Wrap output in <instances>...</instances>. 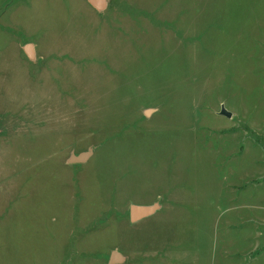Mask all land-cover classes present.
Instances as JSON below:
<instances>
[{
    "label": "rangeland",
    "instance_id": "obj_1",
    "mask_svg": "<svg viewBox=\"0 0 264 264\" xmlns=\"http://www.w3.org/2000/svg\"><path fill=\"white\" fill-rule=\"evenodd\" d=\"M105 1L0 0V264H264V0Z\"/></svg>",
    "mask_w": 264,
    "mask_h": 264
},
{
    "label": "water",
    "instance_id": "obj_2",
    "mask_svg": "<svg viewBox=\"0 0 264 264\" xmlns=\"http://www.w3.org/2000/svg\"><path fill=\"white\" fill-rule=\"evenodd\" d=\"M89 2L96 7L99 11L104 9L106 6L105 0H89ZM29 49V46L26 48ZM151 111H147L146 115H148ZM220 116H224L228 119L232 117V114L228 112L224 105L220 107ZM94 151V148H88L85 152H81L79 154L71 153L68 163L69 164H83L89 160V158L92 156ZM159 209L158 204H154L152 206H134L132 205L129 209V216L132 222L139 221L143 218L149 217L152 214H154ZM123 259L120 254L113 252L111 255V258L109 259V263L113 262H121Z\"/></svg>",
    "mask_w": 264,
    "mask_h": 264
},
{
    "label": "crops",
    "instance_id": "obj_3",
    "mask_svg": "<svg viewBox=\"0 0 264 264\" xmlns=\"http://www.w3.org/2000/svg\"><path fill=\"white\" fill-rule=\"evenodd\" d=\"M132 206V205H131ZM134 206H149V205H134ZM152 206V205H150ZM153 215V214H152ZM147 218V217H146ZM144 219V218H143ZM142 220V219H141ZM140 221V220H139Z\"/></svg>",
    "mask_w": 264,
    "mask_h": 264
}]
</instances>
